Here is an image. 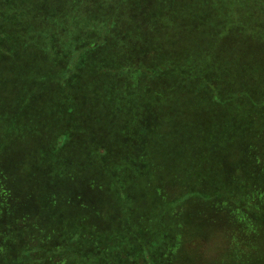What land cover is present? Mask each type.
Returning <instances> with one entry per match:
<instances>
[{
    "label": "rangeland",
    "instance_id": "rangeland-1",
    "mask_svg": "<svg viewBox=\"0 0 264 264\" xmlns=\"http://www.w3.org/2000/svg\"><path fill=\"white\" fill-rule=\"evenodd\" d=\"M44 2L0 53V264H264V0Z\"/></svg>",
    "mask_w": 264,
    "mask_h": 264
},
{
    "label": "trees",
    "instance_id": "trees-1",
    "mask_svg": "<svg viewBox=\"0 0 264 264\" xmlns=\"http://www.w3.org/2000/svg\"><path fill=\"white\" fill-rule=\"evenodd\" d=\"M30 1L31 0H21L20 5L18 6L14 5L12 7L13 9H15L12 15L9 14L5 16L6 18H4L3 20L0 19V40H6L8 41V43L13 41V44H9L8 47H3L1 45L0 53L2 50L7 51L8 53L10 51L12 54L14 50L18 51L19 53H30L34 49V51L32 52L33 55L32 57L33 59L38 58L39 54H43V49L41 48L40 44H43V42L44 41L46 42L47 40L53 42L54 38L57 37L55 33L46 32L43 24L40 22L43 19L41 15L43 13L40 12V9H43V11L45 10L44 4L46 2L34 5V8L28 12L25 11L24 6L22 5L25 2L29 3ZM95 17L96 16L91 17L90 19L94 20ZM97 20L98 19H96V21ZM99 43L102 42L101 41L98 42L96 39V41H94V44L92 42L89 43L88 46L95 47L96 45H99ZM74 53H75L74 50H72L71 55L73 56ZM53 59L55 60L54 56L51 57V60ZM0 189H6V188L1 186Z\"/></svg>",
    "mask_w": 264,
    "mask_h": 264
}]
</instances>
